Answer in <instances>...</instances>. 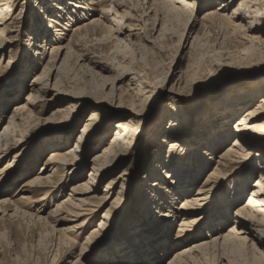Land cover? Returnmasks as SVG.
<instances>
[{
    "label": "rangeland",
    "instance_id": "obj_1",
    "mask_svg": "<svg viewBox=\"0 0 264 264\" xmlns=\"http://www.w3.org/2000/svg\"><path fill=\"white\" fill-rule=\"evenodd\" d=\"M116 1L122 3L121 9L114 8L117 15L121 16L123 11L126 19L119 21L110 14L104 15L105 20L101 19L103 25L100 24L102 26L89 27L88 30L76 36L70 43L71 54L67 60L61 63V58L56 63V67L60 70H55L51 79L47 81L49 88L40 93L42 96L36 95L32 104L26 106L28 110L16 116L17 121L14 120L15 125L12 126L7 140L0 143V149L4 150V155L0 158V264H74L82 248L85 250L82 256L85 255L92 259L97 257L99 263L108 262L114 257H121L124 252L134 246L130 239L131 231L143 232L140 228L144 219L143 209L146 198L149 197L151 200L153 197V203L158 202L157 195L160 194L158 189L163 186H157V189L150 187L155 180L152 176H148L151 171L153 173V167L158 165L157 173L162 172L156 180L166 182L164 172L168 169L163 168L168 165V161L171 162V166L176 164L179 167L188 163L190 171L187 175L192 179L197 177L198 180L199 178V184L190 187L192 190L190 191L194 193L209 171L206 169L204 173L201 170L208 154L205 144L207 132L204 131L208 124V117L215 114L221 100H230L233 97L232 100H239L244 92L258 89L263 85L264 78L257 74L260 71L232 67V65L224 64L223 61L213 60L212 62L209 59L213 52H210L212 49H208L209 45L205 43L210 31L200 22L203 9L194 18V11L193 15L190 11L185 12V15H180L179 12H170L167 7L158 5V8L156 6L157 14L162 17L164 27L160 29L161 26L158 25L156 30H153V21L150 19L146 21L148 17H142L144 0ZM89 2L91 5L85 2L89 8L87 7L88 9L83 13L88 14V18L90 16L100 18L105 3L99 0H89ZM57 3V0H10L12 15L7 21L8 29L1 37L3 43L0 51V133L8 124L14 107L24 104V98L29 93V84L34 76L41 73L42 67L48 61L51 46L58 45L60 35L51 37L58 26L49 23V20L57 13L62 16L57 20L59 26L61 25L58 28L59 32L63 29L60 39L67 38L66 41L63 40L64 42L61 40L59 45L69 40L71 29L80 23H86V20L80 22L75 19L77 15H72V20L69 17L71 9L67 11L63 8L58 11L55 8ZM201 6L205 9L203 5ZM73 12L75 11L71 10V13ZM145 14L152 16L149 11ZM138 20L141 22L139 23ZM118 21L119 25L116 23ZM128 23L139 24L140 31H136L139 34L137 39L128 41L123 35L116 33L118 28L121 29ZM45 29L51 38L41 34V30ZM66 29L68 31H64ZM195 37L205 39L202 38L201 44L195 43L197 46L193 45L192 48L191 44ZM202 42H204L203 45ZM209 44L211 46L212 43ZM35 45L39 46L37 52L33 49ZM204 45L206 49H202ZM40 56H44L45 61H39ZM193 56L200 60L196 70L193 63L197 60ZM34 57L35 59H32ZM31 60L39 61V63L38 61L34 63L36 67L30 65ZM130 79H133L131 83ZM115 89L121 93L120 98L122 97L123 102H119L120 104L110 102L112 99L109 95L110 91L114 92L113 94H120ZM73 96H77L78 99L70 98ZM209 101L211 106L208 111L204 112V118L202 116V119L200 116L196 118V113L201 109L200 106ZM240 107H243V100L235 102L233 107L228 109L231 112L228 111V117L222 130L215 128L219 131V141L220 139L225 141L223 151L233 139H228L226 133L233 132L234 123L244 114L245 110L240 111ZM175 109L181 110L188 116V119L186 125V121L181 125L177 120L178 127L173 130L169 128V125L170 122L176 120V116L173 115ZM57 110L62 112L54 114ZM92 111L97 114V117L90 122V126L78 139L85 120ZM222 112V110L217 111L218 116ZM239 113L241 114L237 117ZM117 116H123L125 120L137 123L139 130L130 139H128L129 133L125 135L116 148V157L107 158L105 164L110 165L105 172L98 173L95 183H92L95 189L94 195L97 198L103 197L102 191L105 190V185L111 183L109 197L105 200V205L102 204L103 208H98L89 218L90 220L88 219L86 228L74 229L66 234L71 242L68 241L58 247L57 236L53 230L72 225L68 221H60L54 225L53 219L56 217L49 214L57 203L69 195L71 185L86 182L91 160L103 152L114 135L113 126L118 121ZM176 139L180 147H177L178 151L171 153L168 145ZM71 149L74 150L72 153L74 161L80 165V169L78 168L74 176L76 178L68 182L66 173L60 171L53 175L55 182L64 179L63 182L67 184L63 187L64 189L59 187L50 190L53 184L49 183L42 188L36 185L30 188L25 187L41 171V168H45V162L51 153H65ZM199 170L203 172L202 175L197 174ZM229 170L225 169L224 175ZM45 174L50 173L45 172ZM235 175L227 180V189L222 191L220 197L229 195L232 188L231 179H234ZM254 179L251 178L244 184L247 185L243 190L245 193L233 208L244 202ZM149 189L155 190L156 193L148 196ZM44 193L47 194V198L37 201ZM21 196L29 199L21 200ZM167 198L168 196H165L166 205L161 208L162 211H167L170 206L176 213L183 212V209L177 208L184 199L183 196L176 197L172 202ZM6 200L8 203H5ZM211 203L210 207H212L209 210L213 209L216 204V202ZM15 208L19 213L11 216ZM108 209L110 216L102 220L103 212ZM205 210L201 212L204 213ZM232 211L231 208L230 212ZM164 214L166 216L159 217L149 213L147 215L149 226L145 227L146 231L147 229L150 231V226L155 227V225L158 226L157 224L161 226L160 220L169 222L167 223L169 242L179 243L181 239L176 238L177 233L175 232L179 218L175 217L176 214L173 217L167 216V214L171 215V212ZM39 217L40 220H37ZM152 217L159 220L157 219L155 223ZM207 218L205 217V221ZM100 222L104 224L98 228L100 229L98 235L86 242L90 231L97 229ZM228 226L222 233L228 231ZM201 230H203L201 235L207 233L205 227ZM149 231L146 236L153 235L148 233ZM63 240L66 239L63 237ZM144 240L147 238L140 237L139 243L143 244L142 246L145 245ZM148 240L151 242V239ZM188 244L190 243L179 245L170 252L167 247L169 244H167L165 252L168 254L163 258V264H167V259ZM152 246L150 245L153 251L150 258L155 250ZM134 249L138 252L139 247ZM225 249L208 256L209 258L205 256L208 258L207 264H263L261 258L263 256H255L245 246L234 244ZM137 262L138 264L144 263L142 259Z\"/></svg>",
    "mask_w": 264,
    "mask_h": 264
},
{
    "label": "bare ground",
    "instance_id": "obj_2",
    "mask_svg": "<svg viewBox=\"0 0 264 264\" xmlns=\"http://www.w3.org/2000/svg\"><path fill=\"white\" fill-rule=\"evenodd\" d=\"M99 1L105 3V6L101 10L102 16L110 14V16L119 19V21H122V19L126 17L123 11L122 15L118 16L117 11L114 9H121L122 3H117L116 0ZM57 2L58 5L55 8L58 11H61L63 8L67 9V11L71 9L72 11H75L71 13L70 10L69 17L72 18V20V15H77V17L74 16L75 19L80 22L86 20V23L84 22L85 24H82L77 22L80 23V25H76L74 29L70 30L71 35L69 40L63 45H59L61 40L66 41L67 38L65 37L60 39L61 35H63V33H61L63 29L60 30L61 32H59L58 28L61 27V25L59 26L57 20H59V18L62 16L60 13H57L54 14L52 18L50 17L51 20H49V23L58 26V28L55 27L57 29H54L55 34L51 35V37L53 35L56 37L57 35H60L58 38V45L51 46L52 48L50 50V57L48 58V61L46 60L47 62L42 67V71H40L41 73L37 76H34L31 84H29V93L24 98V104L14 107L13 112L8 120V124L3 127L0 133V143L7 140V136L9 135L12 126L15 125L14 120H16V116L22 113L24 110H28L26 106H30L32 104L33 100L36 98V95H41L40 93L42 91L49 88L47 87V81L51 79L55 70H60L58 67H56V63L61 58V63H64L71 54L72 47L70 48V43H72V40L74 41L76 36L80 35L81 32L88 30L89 27L100 24L103 25L101 19L103 18L105 20V16H100L98 19H96V17L94 18V16H90V18H88V14L83 13V11H86V9L89 8L88 5H91L89 0H57ZM85 2H87L88 5ZM143 2L144 7L142 8V17H148L146 21L149 19L153 21V30H156L155 28L158 25L161 26L160 29H163L164 27L162 17L157 14L158 5L167 7L170 12H179L178 14L180 15H185V12L189 11L190 14L193 15L192 13L194 11V18H196L198 13H200L203 9L204 12L200 17V22L201 25H204V27L210 31L205 43L206 45H209L207 46L209 47L208 49H212L210 52H213V55L209 59H211L212 62H214L213 60L223 61L224 64L232 65V67L260 71L257 74L261 75V78H264V72H262L264 70V0H144ZM201 5H203L205 9L202 8ZM10 6V0H0V51L2 49L3 43V39L1 37L3 36L4 31L8 29L7 21L11 19L12 15ZM89 11L91 10L89 9ZM148 11L150 14H152V16H147L145 14ZM135 20L137 21V19ZM119 21L116 22L118 25L120 23ZM140 22L141 20L139 23ZM142 22L144 23L145 21L143 20ZM49 23L48 25H50ZM138 25L128 23L121 29L118 28L116 33L123 35L125 39H128V41L130 39H137L139 34L136 31H140ZM106 28L109 29L110 27ZM64 31L68 30L66 29ZM41 32V34H43L45 37H50V34L47 33V29L43 31L41 30ZM66 36H68V34ZM202 38L195 37L192 41L191 47L193 48V45H196L197 43L199 44ZM204 39L205 38H203V40ZM203 43L204 42H202V45ZM209 43H212L211 46ZM217 46L219 47L217 48ZM42 47H44V45ZM202 47V49H206L205 45ZM37 48L39 49L38 45L33 46V49H35L34 52H37ZM43 57L44 56H40L39 61H45ZM32 59H35V57ZM195 59L197 61L192 63L195 65L194 68L196 70L198 69L200 60L198 58ZM37 61L38 60H31L30 65L32 64L33 67H36L34 63ZM131 81H133V79H130L129 82L131 83ZM39 85L41 86L38 87ZM52 87H54V85H52ZM249 92H244L245 94L243 93L242 98L239 100H232L234 97L230 100H221L215 111V114L208 117V124L206 126V130H204L207 132V141H205V144L208 154L205 160L206 163L204 164L203 168H201V170H203L204 173L206 169L209 171L205 174L206 176H204V180L202 184H200L201 186L199 185L194 193L191 192L192 190L190 187H192V185L199 184V178L197 180V177H194L196 179L195 180L187 175L190 171L188 163H185L182 166L180 165L179 167V165L176 164L171 166V162L168 161V165L163 168L168 169L166 172H164V179L166 182L164 180H156V178L161 175L162 172L160 171L157 173L159 169L158 165L153 167V173L151 171L150 175L148 176H152V178L155 180L152 182L150 187L153 186L156 188L157 186L161 187V185L163 187L158 189V191L160 190V194L157 195L159 199H157L158 202L156 204H154L152 201L153 197L151 200L148 197L146 198L147 200L144 201L146 202L143 209L144 219L140 228V230H143V232L131 231L132 236L130 235V239H132L134 245L133 248L139 247V249H137L138 252H136V249L133 250L132 248L124 252L121 257H114L108 262L104 261L99 263L97 257L92 259L86 257L85 255L82 256L83 252H85V250L82 248L80 251V256L74 264H97L96 262H98V264H138L137 261L139 259L144 261L143 264H163V258L166 257V254H168V252H165L167 247L170 252L171 250L176 249V247H179V245L181 246L185 243L190 244L184 246L181 248V250L178 248L179 251L177 250L173 256L171 255L172 257L170 259H167V264H207V259L209 258L208 256L215 255L219 250H223L234 244L245 246L255 256H263L261 258L263 259L264 264V81L260 88L250 90ZM113 93L114 92L110 91L109 94L112 97L110 100L111 103L120 104L119 102H123L121 101L122 97L120 98V92L118 95L117 93ZM70 98L78 99L77 96ZM257 99L259 100L257 101ZM241 100H243V107H240V111L245 110L244 114H242V116L234 123L233 132L231 131L226 133L228 139H233L230 142V145L223 151L222 149L225 145V141L223 142L221 139L219 141L218 132L220 129L222 130V127L225 124V121L228 117V111L229 113L231 112V110L228 109L232 108L235 102ZM210 106V101L202 104L200 106L201 109H199L196 113V118L199 116H205L204 112L208 111ZM219 110H222L223 112L218 116L217 111ZM61 112V110H57L54 114H59ZM240 114L241 113L237 114L236 116L239 117ZM173 115L176 116V120L170 122V129L172 128L175 130L176 127H178L177 120L178 123H181V125L185 121V125L187 124L188 116L183 114L181 110L179 111L178 109H175ZM96 117L97 114H95L94 111L90 112L87 120H85L83 128L80 131V136L78 139L84 134L86 129L90 126V122L94 121ZM117 119L118 121L113 126L114 135L110 138L108 146L103 149V152L100 155L94 156L91 160V168L89 175L86 176V182L82 181L75 185H71L69 189V195L64 198L63 201L57 203L54 210L49 214L54 218L56 217L53 219L54 225H57V223L60 221H68L72 225L71 227L67 226L63 229L53 230L54 234L57 236L58 247L59 245L66 244L68 241H70L66 234H69L74 229L80 230L86 228V225L90 220L89 218L98 210V208H103L102 204H104L105 200H107L109 197L108 195L109 190L111 189V183L105 185V190L102 191L104 195L103 197L101 196V198H97L94 195L95 189L92 187V183L95 181L97 174L100 172H105L106 168L110 165L109 164L107 166V164H105L107 158L112 156L114 159L116 157V148L120 145V141L124 139L125 135H128L129 133L130 135L128 139H130V137L134 136V134L139 130V127L136 126L137 123L133 122L132 120H125L123 116H117ZM216 127H218L217 130L219 131L215 130ZM177 141L178 140L176 139L173 141V143L168 145L171 153L178 151L180 146H178ZM181 143L184 144L183 142ZM73 152L74 150L71 149L67 152L65 151V153H51V156L45 162V168H41V171L38 172L37 175L25 185V187L30 188L36 185L37 187L42 188L45 187L47 183H49L53 184L50 190L57 189L59 187L63 188L67 185L63 182L64 179L62 181L58 180L56 182L54 181L55 179H53V175L57 172L59 173L60 171L62 173H66L68 182H72V180L76 178H74L75 174L77 173L76 171L80 169V165L74 161V155H72ZM3 155L4 150L0 149V158ZM225 169L230 170L224 175L223 172ZM45 172L50 174H45ZM203 172L201 173L199 170L197 171V174L201 173L200 175H202ZM233 175H235V177L234 179H231L232 188L230 192L228 191L229 195L226 194V197H220L222 191L227 189V180ZM251 178L255 179L252 181L250 186L251 189L247 193L246 199L240 206L233 208V206L242 198L245 193L243 190L247 185L244 184ZM171 184H173V186H171ZM203 188H205V190H203ZM154 192L155 190L153 191V189H149L150 194H148V196ZM46 193L48 192L46 191ZM46 193H44L42 198L38 199L37 201L45 200V198H47ZM58 194L59 193H57V195ZM165 196H168L167 199L171 202L176 197L183 196L184 199L177 206L179 210L183 209V212L176 213L174 208L170 206H168V208L166 207L167 211H162L163 209L161 210V208H164L166 205ZM20 199L27 200L29 198L21 196ZM211 201L212 203L216 202V204L213 209L209 210L212 207H210ZM5 203H8L7 200ZM162 204L164 205L161 207ZM231 208L233 209L232 212H230ZM203 209H206L204 213L201 212ZM166 212L172 213L171 215L167 214V216L173 217L176 214L175 217L179 218L178 228L175 231L177 233L176 238L180 237L181 239L179 243L169 242V226L167 224L169 222H164L161 220V226L157 224L158 226L155 225V227L150 226V231L147 229V231H149L148 233H152L153 235L146 236L147 231L145 227L149 226V218L147 215L150 213V215L154 214L153 216L161 217L165 215L164 213ZM18 213L19 211L16 209L13 211L11 216H14ZM109 214L110 210L108 209L103 212L101 219H107L108 216H110ZM203 215L204 217H202ZM205 217H208L206 221ZM152 219H154L155 223L159 220L158 218L153 217ZM37 220H40V217ZM103 224L100 222L97 226V229L91 230L85 241L89 242L95 236H97L100 231L98 228H100ZM226 226H228V231L226 233H222ZM202 227H205L207 230V233L203 235H201V232H203V230H201ZM63 237L66 239L65 241H62ZM140 237L147 238V240H144V246H142L143 244L141 245V243H139ZM148 239H151V242ZM155 244L156 246L154 247ZM167 244H169V246H167ZM150 245H153L152 249H155L151 258L150 255L153 251L151 250ZM80 260L86 261L81 262Z\"/></svg>",
    "mask_w": 264,
    "mask_h": 264
}]
</instances>
